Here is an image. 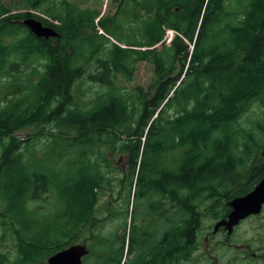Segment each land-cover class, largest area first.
<instances>
[{"label": "trees", "instance_id": "1", "mask_svg": "<svg viewBox=\"0 0 264 264\" xmlns=\"http://www.w3.org/2000/svg\"><path fill=\"white\" fill-rule=\"evenodd\" d=\"M48 1L20 0L26 10L16 13L0 0V224L17 251L0 264H46L79 244L97 221L102 184L118 169L110 158L120 154L128 158L122 182L129 183L131 221L137 201L143 222L162 215L170 264H178L182 245L186 258L195 250L209 200L221 202L214 219L225 217L234 199L221 194L226 176H244L256 158L263 161L246 193L264 176V120L257 122L261 143L240 124L243 108L264 97V0L239 1V11L231 0H113L116 12L106 16ZM45 7L48 19L31 12ZM30 18L59 37L37 38L22 24ZM168 30L178 34L170 45ZM141 63L153 65V81L124 92L118 78L132 81ZM87 82L104 91L81 103ZM45 125V153L31 155L46 135L32 134L28 143L17 133ZM43 196L54 198V212L34 207ZM101 247L99 264L123 263L126 251L113 240Z\"/></svg>", "mask_w": 264, "mask_h": 264}, {"label": "rangeland", "instance_id": "2", "mask_svg": "<svg viewBox=\"0 0 264 264\" xmlns=\"http://www.w3.org/2000/svg\"><path fill=\"white\" fill-rule=\"evenodd\" d=\"M4 3L11 7L16 13H20L26 10L22 7L20 0H3ZM61 0H49L48 5L52 3H59ZM73 4L79 6L82 9H98L101 11L102 16L111 15L116 12L117 4L113 2V0H68ZM246 3L248 0H231V6H234L233 10L239 11L243 3ZM239 2V3H238ZM46 7L40 11H31L35 15L48 19V16L45 13ZM51 20V19H49ZM52 21V20H51ZM55 24H58L56 21H52ZM129 27V25L127 26ZM99 34L105 35L108 39H110L111 43L118 44L115 40L116 37L107 36L104 34V31L98 27ZM178 34L174 31L168 30L166 32L165 41L167 45H170L172 40ZM118 40V39H117ZM187 44L189 42L187 41ZM122 47H125L122 45ZM158 50H161L162 47L159 45ZM193 50V45H190V52ZM180 66L176 71L179 72ZM42 71L43 67H39ZM154 67L150 63H141L138 65L135 74L133 75L132 81H127L126 79L119 77L117 80V86L122 89L124 92H134V89L137 87H144L147 88L150 83L153 81L154 77ZM37 80V79H36ZM80 85V84H78ZM24 88V86H23ZM2 90V87L0 88ZM81 93L77 95L79 101L86 103L89 101H93L97 97V93H102L104 90L103 88L98 85V83H86L81 87ZM27 93V92H26ZM11 99L13 97H10ZM79 102V103H80ZM264 97L260 100L252 104L251 106H245L243 108L244 113L240 120V124L245 127L248 133H251L253 138L257 143H261V139L263 138V134L259 130L257 126V122L260 121L261 123L264 120ZM174 108V107H173ZM167 115L171 118L175 117L174 109L169 108ZM45 124V123H44ZM44 124L42 126H44ZM49 126L45 125V130L41 132L38 126L28 129L19 130L17 133V138L24 140V142L30 143L31 140H28V137H32V134H39V135H46V139L41 142L40 145L32 144L30 146V150H32L37 145L38 150H34L31 155H38L41 156L45 153L44 148L45 145L48 143L47 137L49 135ZM30 135V136H29ZM246 137H242L239 139L240 142L245 141ZM28 140V141H27ZM23 144V143H22ZM53 147V145H51ZM65 147L64 145H62ZM43 147V148H42ZM264 148V144L261 149ZM58 149H62L59 147ZM1 148H0V155H1ZM264 150V149H263ZM106 152L105 149H103ZM123 156V157H121ZM175 156V153H168L167 159L171 161ZM115 158V159H114ZM111 163H115L118 169L112 170V174L108 178L107 182L103 185V192L100 194L98 198V204L95 208V214L98 217L97 221L94 223V226L87 227L83 229V232L79 234L78 241L79 244H87V246L91 245L95 248V251H99L101 249V243L105 241V239L113 240L115 243V249L120 251H126L128 248V241L131 238L138 239V237L142 236V227L145 222H152L151 224H157L158 232H161L165 227L163 221L165 219L160 214L153 215L151 220L149 221H142V213L146 211L145 207L140 206V201L136 202V211L134 213V217L132 218V213L129 214L131 211V205H129V190L128 184L126 185L122 182L123 177L125 176L124 171L127 170L128 167V158L125 154H120L117 157H111ZM214 200L207 203L201 208L202 215L205 214V218L202 224L201 234L199 231L196 235V241L201 239L200 242V251L192 258L190 264H201L204 260L205 251L204 246L207 244L204 237L206 236V232L210 227L213 226L215 219L214 216L217 215L218 211L221 209V202L216 201L214 204ZM34 207L40 208L43 211L54 212L56 209V204L53 197L50 196H43V198L36 203H34ZM120 210V215L117 211ZM128 212L127 216L126 213ZM215 215L213 216V214ZM136 226H135V225ZM146 228V227H145ZM159 238H162L160 235ZM264 239V210L263 212L257 217H250L244 221L243 224L237 230V233L234 235L233 243L237 244V246H232L221 253L233 254V255H241V252L249 251L250 253H261L257 249L263 248L262 240ZM16 240L12 234H5L4 230L0 224V257L6 256L10 262L14 261L17 251L15 246ZM196 245V244H195ZM193 245V249L196 246ZM131 254V251L130 253ZM235 264H242L241 261L236 262Z\"/></svg>", "mask_w": 264, "mask_h": 264}, {"label": "flooded vegetation", "instance_id": "3", "mask_svg": "<svg viewBox=\"0 0 264 264\" xmlns=\"http://www.w3.org/2000/svg\"><path fill=\"white\" fill-rule=\"evenodd\" d=\"M263 160L249 159L247 162L250 163V167H247V173L242 175H230L226 176L227 182L224 184L222 195L234 196V198L246 195L245 189L249 187V183L252 179L256 177L254 174L258 169L254 165H259ZM239 169V168H237ZM264 177V176H263ZM262 177V178H263ZM214 186H218V183H214ZM256 186V185H255ZM254 186V187H255ZM249 193V192H248ZM233 200V199H232ZM227 202V206H225L226 215L223 218L215 220L212 227L208 229L206 232V236L204 239L207 244L204 246L205 258L201 264H235L238 261H241L242 264H264V239L262 240L263 248L257 249L261 251V253H250L249 251L241 252V255H233L227 253H221L222 251L227 250L232 246H237V244L233 243L234 235L237 233V230L244 223L243 220L238 226L233 229L232 233H229L225 227L220 226L216 229L219 221L227 220L228 215L232 211L229 202ZM212 200H209L211 202ZM216 204V201L214 202ZM248 219V218H247ZM246 219V220H247ZM152 222H145L142 227V236L138 237V239H133L134 243L130 249L127 250V256L125 263L127 264H170V254L168 251V241L164 239L165 231L168 230L167 225L161 232H158L157 224H151ZM202 224L199 229V234L203 232ZM135 225V224H134ZM136 226V225H135ZM160 235L162 238H159ZM198 243L195 245V251L190 258L185 257V246L182 245L178 249V254L174 256V260L178 262V264H190L192 258L200 251V242L201 239H198ZM87 246V244H85ZM101 246V245H100ZM89 253L83 258V264H99L98 253L102 250L95 251L93 246H87ZM131 251V254H129Z\"/></svg>", "mask_w": 264, "mask_h": 264}, {"label": "water", "instance_id": "4", "mask_svg": "<svg viewBox=\"0 0 264 264\" xmlns=\"http://www.w3.org/2000/svg\"><path fill=\"white\" fill-rule=\"evenodd\" d=\"M22 24L37 38H58V32L34 18L26 19ZM264 157V150L262 153ZM229 205L232 207L228 219L219 222L218 229L223 226L229 233L242 221L250 216L260 215L264 206V177L253 191L245 196L233 199ZM89 253L85 244L72 245L62 251L55 253L47 259L46 264H83V258Z\"/></svg>", "mask_w": 264, "mask_h": 264}]
</instances>
